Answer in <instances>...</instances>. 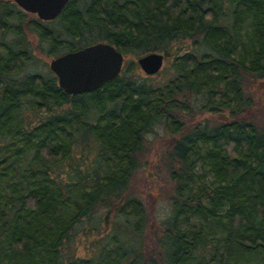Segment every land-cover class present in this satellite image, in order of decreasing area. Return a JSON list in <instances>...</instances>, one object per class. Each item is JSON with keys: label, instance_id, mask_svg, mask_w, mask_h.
<instances>
[{"label": "trees", "instance_id": "1", "mask_svg": "<svg viewBox=\"0 0 264 264\" xmlns=\"http://www.w3.org/2000/svg\"><path fill=\"white\" fill-rule=\"evenodd\" d=\"M28 33L52 56L100 42L161 53L169 74L128 68L70 95L53 73L20 74L37 64ZM247 77L264 79V0H69L50 21L0 0V264H264V130L247 117ZM189 111L228 122L184 129ZM157 125L178 139L171 212L147 251L149 215L128 189ZM80 235L92 254L77 255Z\"/></svg>", "mask_w": 264, "mask_h": 264}, {"label": "rangeland", "instance_id": "2", "mask_svg": "<svg viewBox=\"0 0 264 264\" xmlns=\"http://www.w3.org/2000/svg\"><path fill=\"white\" fill-rule=\"evenodd\" d=\"M28 39L30 40L32 55L37 60V64H28L27 66H21L19 72L21 75L27 73H40L47 75L52 73L49 69V62L52 55H47L46 52L39 47L35 37L28 33ZM180 44V43H179ZM137 58L135 56L126 55L124 56V67L126 69L134 70L136 67V73L141 76H146L139 67L137 63ZM169 60L163 59V64L159 72L152 75L151 79L155 82L165 79L169 71L166 68ZM259 80H253L251 78H246L245 89L252 95L254 99V104L247 111V117L255 123L257 127L264 130V90H259L257 88V82ZM228 115L227 112H224ZM220 114L189 111L183 117L184 129H189L194 124L204 123V122H219ZM178 135L166 130L164 126L157 125L150 133L145 137L144 149L139 155L140 167L134 174L128 192L133 193L144 202L147 213L149 215L147 233V251L154 247V235L160 232V220H163L169 216L171 212L170 206V196L172 195V183L169 178V167L170 160L168 154L172 151V146L176 141ZM105 214V210H100L95 213V218L93 219V224L96 226H101V220ZM85 220L82 224L88 222ZM91 222V221H90ZM89 224V223H88ZM107 229V228H106ZM104 229V232L105 230ZM90 243L89 239H86L80 235L77 239V250L76 253L79 256H86L93 253V250L87 248V244ZM86 249V250H85Z\"/></svg>", "mask_w": 264, "mask_h": 264}, {"label": "water", "instance_id": "3", "mask_svg": "<svg viewBox=\"0 0 264 264\" xmlns=\"http://www.w3.org/2000/svg\"><path fill=\"white\" fill-rule=\"evenodd\" d=\"M68 1L14 0L22 10L36 14L43 21L57 18ZM163 59V54L152 52L137 58V63L145 74L153 75L161 69ZM123 60V54L114 46L100 42L52 58L49 69L64 92L79 94L95 90L104 81L114 78L121 70ZM257 88L264 90V79L257 82Z\"/></svg>", "mask_w": 264, "mask_h": 264}, {"label": "flooded vegetation", "instance_id": "4", "mask_svg": "<svg viewBox=\"0 0 264 264\" xmlns=\"http://www.w3.org/2000/svg\"><path fill=\"white\" fill-rule=\"evenodd\" d=\"M14 1V0H13ZM15 3V2H14ZM16 4V3H15ZM17 5V4H16ZM18 6V5H17ZM19 7V6H18ZM20 8V7H19ZM21 9V8H20ZM24 11V10H23ZM26 12V11H25ZM33 14V13H32ZM36 15V14H35ZM41 20V19H40ZM32 34V33H31ZM32 35H36V34H32ZM36 39V38H35ZM36 41H37V39H36ZM37 43H38V41H37ZM96 44V43H95ZM91 45H93V44H91ZM89 46V45H88ZM86 47V46H85ZM84 48V47H83ZM81 49V48H80ZM76 50H79V49H76ZM76 50H72V51H76ZM67 52H70V51H65V52H63V53H61V54H59V55H55V56H52L51 57V59L52 58H56V57H58V56H61V55H63V54H65V53H67ZM35 58V57H34ZM125 69H126V67H124V60H123V64H122V67H121V70L119 71V73L114 77V78H109L108 80H106V81H104L102 84H104L105 82H107V81H111V80H113V79H115L116 77H118V76H120L124 71H125ZM160 71V70H159ZM158 71V72H159ZM53 73V72H52ZM54 74V73H53ZM156 74V73H155ZM154 75V74H153ZM149 76H152V75H149ZM57 78V77H56ZM102 84L99 86V87H101L102 86ZM98 87V88H99ZM97 88V89H98ZM96 90V89H95ZM92 91H94V90H92ZM92 91H89V92H92ZM84 93H86V92H84ZM79 94H81V93H79ZM70 95H76V94H70ZM216 114H220V116L218 117L219 118V120L221 119V121L222 122H228V117H227V115H225L224 114V112H221V113H216ZM221 115H223V117L221 116ZM171 132V131H170ZM177 139H178V136L176 137ZM176 139V140H177Z\"/></svg>", "mask_w": 264, "mask_h": 264}]
</instances>
